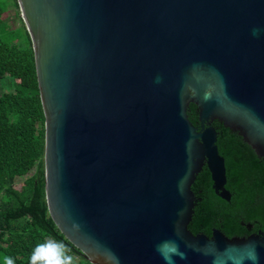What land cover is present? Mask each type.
Wrapping results in <instances>:
<instances>
[{"label": "water", "instance_id": "obj_1", "mask_svg": "<svg viewBox=\"0 0 264 264\" xmlns=\"http://www.w3.org/2000/svg\"><path fill=\"white\" fill-rule=\"evenodd\" d=\"M16 1L65 239L91 264H264L263 238L189 231L204 167L231 200L214 122L264 164V0Z\"/></svg>", "mask_w": 264, "mask_h": 264}, {"label": "trees", "instance_id": "obj_2", "mask_svg": "<svg viewBox=\"0 0 264 264\" xmlns=\"http://www.w3.org/2000/svg\"><path fill=\"white\" fill-rule=\"evenodd\" d=\"M4 14L0 0V264L5 257L12 258L14 264H31L34 250L48 241L62 243L73 258L72 264H91L65 239L49 215L45 117L32 43L26 31L23 42L15 44L14 29L9 28ZM3 80L13 86L12 92L1 91ZM188 117L192 125L199 126L194 105ZM212 126L219 154L225 160L226 190L231 200L228 203L215 195L204 167L192 187L198 202L189 231L211 236L217 229L229 239L246 237L248 224H256L253 232L264 231V164L237 134L218 122ZM19 179H24L20 188L16 186Z\"/></svg>", "mask_w": 264, "mask_h": 264}, {"label": "clouds", "instance_id": "obj_3", "mask_svg": "<svg viewBox=\"0 0 264 264\" xmlns=\"http://www.w3.org/2000/svg\"><path fill=\"white\" fill-rule=\"evenodd\" d=\"M69 250L62 244L48 241L38 245L31 256V264H72L73 258L67 255ZM4 264H14L10 257H5Z\"/></svg>", "mask_w": 264, "mask_h": 264}, {"label": "rangeland", "instance_id": "obj_4", "mask_svg": "<svg viewBox=\"0 0 264 264\" xmlns=\"http://www.w3.org/2000/svg\"><path fill=\"white\" fill-rule=\"evenodd\" d=\"M5 8V14L3 18L7 21L9 28L14 31L15 44L23 42V38L26 36V30L23 20L21 18L20 11L17 10V2L15 0H2ZM3 87L1 89L4 93H10L13 91V86L6 80H3ZM24 179L17 180L16 186L20 188Z\"/></svg>", "mask_w": 264, "mask_h": 264}, {"label": "flooded vegetation", "instance_id": "obj_5", "mask_svg": "<svg viewBox=\"0 0 264 264\" xmlns=\"http://www.w3.org/2000/svg\"><path fill=\"white\" fill-rule=\"evenodd\" d=\"M246 227H247V230H248V235L246 236V237H242V238H236V239H248L249 237H251V236H254V237H259V238H263L264 239V231L263 230H256V232H253L254 231V229H255V227H256V224H248V225H246ZM214 231H219V230H217V229H214L213 231H212V235H213V232ZM220 232V231H219ZM222 233V232H221ZM223 234V233H222ZM198 235H203V234H198ZM212 235L211 236H207V235H203V236H206L207 238H211L212 237ZM232 239H235V238H232Z\"/></svg>", "mask_w": 264, "mask_h": 264}]
</instances>
